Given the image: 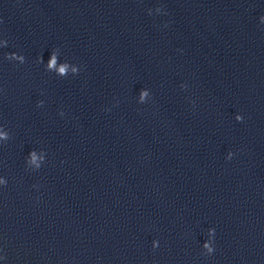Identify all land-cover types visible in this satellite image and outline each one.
Instances as JSON below:
<instances>
[{
    "label": "water",
    "instance_id": "water-1",
    "mask_svg": "<svg viewBox=\"0 0 264 264\" xmlns=\"http://www.w3.org/2000/svg\"><path fill=\"white\" fill-rule=\"evenodd\" d=\"M0 264H264V0H0Z\"/></svg>",
    "mask_w": 264,
    "mask_h": 264
}]
</instances>
